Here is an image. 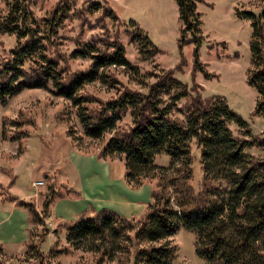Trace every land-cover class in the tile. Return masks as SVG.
Returning a JSON list of instances; mask_svg holds the SVG:
<instances>
[{"label":"trees","instance_id":"trees-1","mask_svg":"<svg viewBox=\"0 0 264 264\" xmlns=\"http://www.w3.org/2000/svg\"><path fill=\"white\" fill-rule=\"evenodd\" d=\"M200 1L176 0L183 25L182 45L191 41L197 44L196 71H203L199 58ZM261 8L257 13L242 14L251 19L254 29L247 76L248 84L258 92L253 113L264 117V3ZM72 9V0H60L40 22L27 0L10 1L6 14L0 17V34H15L19 42L0 59V104H6L25 88H43L69 99L77 108L86 136L100 138L113 132L97 156L122 155L125 178L130 184L141 185L151 177L157 169V154L169 155L172 165L180 162L184 169L175 179L178 210L169 196L159 192L160 182L152 191L154 200L138 221L109 207L93 206L91 213L84 211L71 221H62L67 224L68 242L80 248L90 244L91 238L113 234L123 239L119 246L128 254L134 248L132 264H173L178 246L171 237L184 227L194 233L196 254L210 264H264V157L249 151L253 147L264 150V133L255 134L222 95L204 97L195 89V85H202L196 81L189 85L178 78L176 71L182 70L185 59L176 68L163 69L154 82L141 81L145 91L117 88L119 81L104 72L105 67L112 65L134 68L118 38L81 42L70 56L89 58V67L76 71L63 67L54 48ZM86 9L102 10L118 20L107 0L89 1ZM130 26L131 40L145 54L144 58L154 57L158 47L135 21ZM189 34L193 37L188 38ZM96 80L117 88L115 96L102 101L82 91L85 84ZM93 102H98L99 107L92 108ZM129 113L132 124L119 127V121ZM233 123L236 132L231 127ZM2 132L6 137V131ZM193 141L200 149L203 171L198 190L187 183L192 177ZM14 181L13 178L10 186ZM221 183L226 184L225 189H220ZM50 189L41 212L32 201L16 195L4 200L25 207L32 221L39 223L43 216L50 215L57 197L77 192L69 189L64 195L60 189ZM216 191L219 193L214 203ZM2 247L0 243V253ZM0 264L5 262L0 260Z\"/></svg>","mask_w":264,"mask_h":264},{"label":"rangeland","instance_id":"rangeland-1","mask_svg":"<svg viewBox=\"0 0 264 264\" xmlns=\"http://www.w3.org/2000/svg\"><path fill=\"white\" fill-rule=\"evenodd\" d=\"M10 1L0 0V17L6 14ZM59 1L27 0V5L42 22ZM89 1L92 0H72L74 10L60 30L54 50L63 67L70 71L89 67V58L70 56L81 42L118 38L134 68L112 65L105 67L104 72L119 81L117 88L145 91L141 81L152 83L163 69L176 68L185 59L182 70L176 71L178 78L189 85L194 81L202 85L200 89L195 85V89L204 97L222 95L255 134L264 133V117L253 113L258 92L247 82L254 29L251 19L242 14L259 12L264 0L197 3L203 71L194 69L196 42L182 45L183 25L176 0H107L117 12L118 20L106 16L102 10L87 11ZM131 21L158 47L154 57L145 59V54L131 40L128 30ZM18 42L15 34H0V59ZM117 88L96 80L85 84L82 91L104 101L114 97ZM90 106L97 108L99 103ZM131 124L129 113L118 126L126 128ZM231 127L236 132L234 123ZM112 133L106 132L100 138L86 136L73 103L43 88H25L6 104H0V243L3 246L0 260L5 264H132L134 248L128 254L119 246L122 238L106 234L74 248L67 240V224L62 221H71L84 211L91 213L92 206L109 207L138 221L154 200L152 191L160 182L159 192L169 196L178 210L175 179L182 175L184 167L180 162L172 165L171 157L165 153L157 154L154 160L157 169L151 177L145 178L141 185L130 184L125 178L122 155L97 156ZM249 151L264 157L263 149L253 147ZM190 165L192 177L187 183L201 189V154L195 141ZM13 178L15 181L10 186ZM221 184L220 189H225L226 184ZM50 187L60 189L64 195L69 189L77 192L57 197L50 215L43 216L39 223L32 221L25 207L4 200L16 195L32 201L41 212ZM218 193L214 194V203ZM171 238L178 246L173 264H210L196 254L193 232L181 227Z\"/></svg>","mask_w":264,"mask_h":264},{"label":"built area","instance_id":"built-area-1","mask_svg":"<svg viewBox=\"0 0 264 264\" xmlns=\"http://www.w3.org/2000/svg\"><path fill=\"white\" fill-rule=\"evenodd\" d=\"M41 183V182H40Z\"/></svg>","mask_w":264,"mask_h":264}]
</instances>
